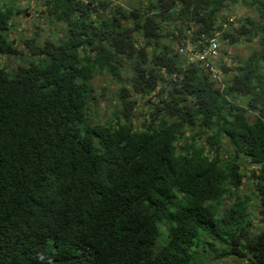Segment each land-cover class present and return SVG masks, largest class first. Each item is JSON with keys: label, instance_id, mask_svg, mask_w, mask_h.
Instances as JSON below:
<instances>
[{"label": "trees", "instance_id": "16d2710c", "mask_svg": "<svg viewBox=\"0 0 264 264\" xmlns=\"http://www.w3.org/2000/svg\"><path fill=\"white\" fill-rule=\"evenodd\" d=\"M238 1L44 0L66 32L22 49L9 35L21 10L0 0V56L16 58L0 64V264H264V0H243L255 15L233 26ZM218 30L230 46L258 43L219 62L224 87L179 52ZM103 73L123 83L106 121L90 112ZM135 94L149 108L139 125ZM245 161L258 228L240 199L221 208Z\"/></svg>", "mask_w": 264, "mask_h": 264}, {"label": "rangeland", "instance_id": "374dc122", "mask_svg": "<svg viewBox=\"0 0 264 264\" xmlns=\"http://www.w3.org/2000/svg\"><path fill=\"white\" fill-rule=\"evenodd\" d=\"M7 5L15 4L21 11H16L12 21L14 25L11 27L10 38L14 41V45L17 48L24 49V39L30 37H37L39 40H44L45 38L52 35L53 40H59L64 36L66 32V26L63 22L51 20L45 13H42L43 1L44 0H3ZM117 3H121L128 7H140L145 8L148 5L149 0H114ZM225 13L236 18L253 16L255 11L246 7L243 0H239L235 4H229L228 9ZM233 26H238L237 20H234ZM61 36V37H60ZM258 48L257 40L250 41H239L237 44L228 45L222 41V56L219 59L220 63H226L228 66L234 67L238 62L233 61L232 57L238 55L241 59H246L254 49ZM10 62L12 65L16 64V58L7 55L0 56V64ZM132 64L129 61L125 62V69L123 71L124 84L129 86L128 78L132 74L131 70ZM233 73V72H231ZM228 78L225 76L224 79ZM94 102L90 105V112H93V117L97 120L106 121L107 118L114 111L113 103L116 99V92L123 84L119 83L116 79L109 76L107 73L98 74L94 80ZM137 99V108L134 110L133 122L134 124H140L148 115L149 108L147 102L143 97L135 94ZM192 131H188L189 134ZM203 141V140H202ZM201 141V142H202ZM223 149L221 155L227 158L229 155V150H231L229 141L223 138L222 141ZM244 171L246 176L241 188L233 192L230 197H226L221 205L222 209L229 207L236 198L240 199L242 202L246 203V206L251 213V217L254 221L255 228L260 226V215H259V198L257 196V191L254 187V180L252 179L251 167L248 162L245 161ZM160 244V242L158 243ZM209 250V246H206ZM218 247L221 248L222 245L218 243ZM204 255H208L206 252H202ZM210 254L209 257H204L202 261L194 264H236L237 260L233 257L212 258Z\"/></svg>", "mask_w": 264, "mask_h": 264}, {"label": "built area", "instance_id": "2783aa9c", "mask_svg": "<svg viewBox=\"0 0 264 264\" xmlns=\"http://www.w3.org/2000/svg\"><path fill=\"white\" fill-rule=\"evenodd\" d=\"M235 17L231 16L230 21ZM227 26V23L224 24ZM221 31L214 34H201L196 39L187 37L184 43L179 45V52L188 64L197 63L203 66L221 87H224L225 73L219 66V59L222 56Z\"/></svg>", "mask_w": 264, "mask_h": 264}]
</instances>
